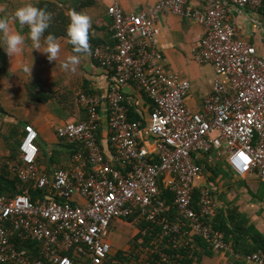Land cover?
Instances as JSON below:
<instances>
[{
	"label": "built area",
	"instance_id": "built-area-1",
	"mask_svg": "<svg viewBox=\"0 0 264 264\" xmlns=\"http://www.w3.org/2000/svg\"><path fill=\"white\" fill-rule=\"evenodd\" d=\"M229 5L256 10L264 0H209L202 8L187 0H157L136 13H125L116 2L107 6L113 43L95 45L91 55L112 73L113 82L103 93L80 92L77 99L87 118L55 129L68 143L82 142L88 158L77 152L70 169L51 175L39 170L38 133L24 125L18 158L8 168L48 195L31 200L26 194H0V264H108L110 227L115 219L129 217L142 236L152 237L156 264H174L180 255L173 251L186 234L215 250L228 247L224 234L208 221L216 207L211 187L203 186L196 202L192 194L205 160H223L238 176L256 172L264 182V56H257L227 21ZM166 11L203 29L192 57L212 64L215 76L197 110L186 103L189 81L162 64L156 20ZM128 84L150 100L144 121L128 118L132 105L123 91ZM103 105L112 159L105 157L96 133ZM144 135L152 137L153 151L142 143ZM160 187L173 194L175 219ZM24 243H37L39 257ZM244 258L264 264L261 250Z\"/></svg>",
	"mask_w": 264,
	"mask_h": 264
},
{
	"label": "crops",
	"instance_id": "crops-1",
	"mask_svg": "<svg viewBox=\"0 0 264 264\" xmlns=\"http://www.w3.org/2000/svg\"><path fill=\"white\" fill-rule=\"evenodd\" d=\"M62 1L66 7L71 9V7L77 6L81 0H60L59 3L62 4ZM82 1L83 6L80 7L79 11L86 12L92 18L90 38L96 43L113 42L111 18L107 14V6L112 2L119 4L125 13L147 11L157 3V0ZM25 2L26 0H0V11L6 10L5 15L11 18L15 9ZM187 2L194 8H202L209 3V0H187ZM227 21L242 40L255 47L257 56H264V7L253 10L249 7L236 8L229 5ZM156 24L159 30L157 46L163 55V67L165 70L175 72L182 79L189 81L190 87L186 103L190 108L197 110L200 108L204 97L209 94L212 79L215 76L212 64L196 62L192 57L200 42L203 29L198 23L168 11L158 15ZM12 26L18 29V25L13 24ZM22 31L26 36L23 52L12 61L5 54L6 67L11 76L0 79V106L5 111L4 115L2 114L3 117L0 115V122L2 117V124H4L1 131L4 133L11 127L19 126V134L16 138L20 142L24 134V125L31 124L38 133V144L49 154L54 150L63 148L62 145H59L56 127L65 122L84 117L83 106L77 99L78 94L80 92H106L114 78L109 70L101 67L92 58L91 52L87 56H81V62L75 73L65 71L61 66L62 63L68 56L75 54L67 38H57L61 45V53L56 63H50L44 54L37 50L32 51L31 41L27 39L28 29L24 28ZM32 62V72L31 77H29L22 69L24 65ZM26 82L42 84L50 95H54L53 101H56L55 99L62 92L70 95L71 101L75 103V111L70 113L64 109L59 114L55 104L45 105L28 100L23 89ZM123 91L130 104L136 106V109L143 113V117L147 118L152 110L148 98L136 91L131 84L126 85ZM106 109V105H103L99 111V142L105 157L112 159V150L107 142L108 113ZM42 134L51 136L49 143L42 137ZM142 140V143L153 151L152 137L144 135ZM1 148L0 146V155L5 153ZM12 161L14 160L8 161V172H11L8 165ZM225 170H227L225 174L219 173L214 178L205 177L202 171L195 180V188L200 190L203 186H210L216 207L222 208L225 212L229 209L236 219L244 221L243 227L241 225L236 231V234L240 236L241 243L237 245V250H234L231 241H228L229 245L226 249L215 250L201 238L186 234L183 238L186 248L183 250L182 264H256L246 261L244 256L247 254L246 251L256 246L259 241L264 243V182L256 172L238 176L226 168ZM134 228L138 229L126 219L118 218L113 221L109 235L110 255L119 250L127 251L129 249V243L117 247L119 240L115 238V235L119 230H123L125 233H130L131 238L139 233H135ZM254 238L258 239V242H255ZM202 242L205 244L202 245ZM259 249L264 251V248Z\"/></svg>",
	"mask_w": 264,
	"mask_h": 264
},
{
	"label": "trees",
	"instance_id": "trees-1",
	"mask_svg": "<svg viewBox=\"0 0 264 264\" xmlns=\"http://www.w3.org/2000/svg\"><path fill=\"white\" fill-rule=\"evenodd\" d=\"M60 0H35L32 1V3L36 4L38 7L46 9L48 12L52 14V22L49 27V29L46 31L45 35L51 33L55 35L57 38L59 37H65L67 38L66 29L69 23V12L72 10L79 11L80 7L83 6V1L81 0L80 3H78L77 6L68 8L66 7V4L63 2L62 4L59 3ZM6 14V10L3 12L0 11V16H4ZM68 39V38H67ZM89 42L92 44L91 48L99 43H113V42H98L96 43L91 38L89 39ZM71 49H73V46L70 44ZM8 76H11L10 71L6 67V58H5V52L2 48H0V79H4ZM23 89L25 92V95L28 100L41 103V104H55V108L57 112L66 109L67 112L72 113L75 111V103L71 101V96L68 94H65L62 92L57 98L54 100V95H50L49 92L42 86V84L37 82H26L23 85ZM149 100V99H148ZM150 101V100H149ZM84 109V117L79 118L86 119L87 118V110L83 106ZM0 115H4L5 111L2 109V106H0ZM60 114V113H59ZM3 117V116H2ZM1 117L0 122V146L5 151V153L0 155V194L13 196L16 194H26L28 195L31 200H35L36 198L43 199L48 194L44 193L43 190L33 187V184L30 182H21L16 174L8 172L7 171V164L8 161L16 160L18 156V145L19 142L17 140V136L19 134V126L17 127H11L7 132L2 133L1 128L4 124ZM128 118L129 120L135 122L138 120L144 121L143 113L139 112L136 109V106L132 105L129 106L128 109ZM99 122L97 127V138L99 139ZM58 138V137H57ZM60 141L59 145H62L63 148L57 151H52L49 154L46 152L40 144L36 141L38 145V154L36 158L37 167L41 171L47 172V174L51 175L54 170L62 168V169H70L73 166L74 160L73 155L77 152H81L83 154V157L85 160H87V150L86 147L82 142H73L68 143L63 139L58 138ZM209 153L214 155V152L212 150H209ZM215 156V155H214ZM225 164L224 161H215V163H209L206 160L204 161V169H210V172L213 173L212 177L208 178H214L219 173H226L227 170L223 165ZM222 166V167H221ZM120 167V166H116ZM228 169V168H227ZM229 170V169H228ZM230 171V170H229ZM213 184V182H212ZM161 188V197L165 199V201L170 205V214L169 217L172 219H175L177 216L176 207L173 203V194L168 191L167 189ZM199 190L198 188L194 187L193 190V201L196 202L198 200ZM59 201H62V199H58ZM225 212L222 208L215 207L210 219L208 220L217 230L221 231L224 234L225 241H231L234 246V250H237V245L240 244V236L236 234V231L238 228L242 225L243 222L239 219H236V217L232 214L229 209ZM240 215V214H239ZM133 217L126 218L127 221H131ZM148 224V222L144 221L141 223V226L144 227ZM155 229H157L155 227ZM258 235V233H257ZM152 237L149 236H142L140 233L134 235L129 240V249L127 251H121L119 250L115 254L109 255L107 259L108 264H156L157 261V255L154 253V247L155 244H151ZM184 239L182 238L181 241L178 243V248L175 249L173 252L179 253V258L174 264H182V256L184 255L183 250L186 248V245L184 244ZM255 242H258V239L256 240L254 238ZM261 242V243H260ZM205 243L202 242V245ZM264 243L262 241H259V243L248 249L246 251L247 254L252 253L257 250H260L259 248L263 247ZM24 247L27 248H34L35 252L33 254L35 257H39V254L37 252L39 245L37 243L35 244H29L24 243ZM263 251V250H262ZM264 252V251H263ZM67 255L73 258L71 252H67ZM246 255V254H245Z\"/></svg>",
	"mask_w": 264,
	"mask_h": 264
},
{
	"label": "clouds",
	"instance_id": "clouds-1",
	"mask_svg": "<svg viewBox=\"0 0 264 264\" xmlns=\"http://www.w3.org/2000/svg\"><path fill=\"white\" fill-rule=\"evenodd\" d=\"M69 23L66 29L68 43L73 46L74 55H70L62 63L65 71L75 73L81 62V56L91 52L89 43L92 18L82 11L72 10L68 14ZM52 14L46 9L38 7L31 0H26L17 7L11 18L0 16V48L12 61L21 54L26 43V36L22 29L27 28V39L31 41L32 51L37 50L46 56L51 63L57 61L61 53V45L55 35H45L52 22ZM13 24L18 25L13 28ZM33 62L26 64L23 71L31 77Z\"/></svg>",
	"mask_w": 264,
	"mask_h": 264
},
{
	"label": "rangeland",
	"instance_id": "rangeland-1",
	"mask_svg": "<svg viewBox=\"0 0 264 264\" xmlns=\"http://www.w3.org/2000/svg\"><path fill=\"white\" fill-rule=\"evenodd\" d=\"M42 137H44L47 140V143H49V137H51L49 134H42ZM220 161H223V160H220ZM223 166L224 167H222V166L221 167L222 168H226V164H224ZM203 173L205 174V177H212L213 176V173L210 172V169H206V168L204 169L203 168ZM134 229H135V233H137L138 232V229L137 228H134ZM115 238H118V240H119V243L117 244V247L118 246L119 247L120 246H124L130 240V233H128V232L125 233L123 230H119L117 232V234L115 235Z\"/></svg>",
	"mask_w": 264,
	"mask_h": 264
}]
</instances>
